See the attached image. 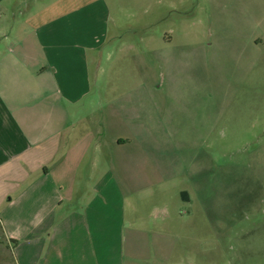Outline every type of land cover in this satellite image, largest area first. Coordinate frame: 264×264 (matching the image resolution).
Here are the masks:
<instances>
[{"label": "crops", "instance_id": "obj_1", "mask_svg": "<svg viewBox=\"0 0 264 264\" xmlns=\"http://www.w3.org/2000/svg\"><path fill=\"white\" fill-rule=\"evenodd\" d=\"M131 1L148 24L149 9L163 21L181 0ZM118 10L120 0H0V264L170 261L169 210L148 221L133 211L169 168L137 161L154 136V85L145 76L92 97L91 57L106 49ZM116 41L108 63L128 67L135 45ZM184 240L178 249L191 247Z\"/></svg>", "mask_w": 264, "mask_h": 264}, {"label": "rangeland", "instance_id": "obj_2", "mask_svg": "<svg viewBox=\"0 0 264 264\" xmlns=\"http://www.w3.org/2000/svg\"><path fill=\"white\" fill-rule=\"evenodd\" d=\"M175 4L163 21L149 9L147 24L143 10L120 0L106 49L91 57L92 97L105 84L145 76L154 85L147 123L154 136L137 161L169 168L155 171L165 180L155 177L143 192L151 199L133 211L148 221L169 210L168 264H264V0ZM119 36L135 45L128 67L108 63L118 60L109 50ZM179 236L191 247L178 249Z\"/></svg>", "mask_w": 264, "mask_h": 264}]
</instances>
